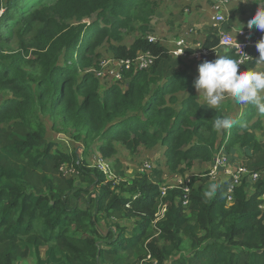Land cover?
<instances>
[{
    "label": "trees",
    "instance_id": "1",
    "mask_svg": "<svg viewBox=\"0 0 264 264\" xmlns=\"http://www.w3.org/2000/svg\"><path fill=\"white\" fill-rule=\"evenodd\" d=\"M27 2L0 0V93L13 94L0 105V125L6 123L0 126V264L29 257L33 264H134L148 255L157 264H264V175L252 194L246 181L234 187L231 203V180L211 192L192 181L184 206L181 187H169L162 195L163 170L138 175L130 185H115L86 163V150H60L33 117L39 104L56 119L85 131L87 145L100 138L104 159L117 153L114 142L128 149L163 145L167 165L176 171L182 163L212 162L224 149L227 157L243 155L249 171L264 174V134L256 132L263 129V119L254 120V105L238 117L208 108L199 102L193 87L197 77L188 73L182 58L146 36L130 46L122 43L121 30L135 19L142 22L141 32L152 30V0H49L31 10ZM94 14V22H84ZM234 19L223 23L226 31ZM13 22L21 36H30V43L9 54L4 49L9 37L2 29ZM219 39L218 31L211 30L204 46L213 48ZM104 42L110 43L115 58L134 59L140 51H150L155 61L148 70L128 72L125 89L112 83L101 91L100 79L88 68L95 66ZM251 53L249 67H254L259 53L256 48ZM224 55L237 59L233 50ZM205 60L211 61L202 57L200 64ZM185 91L188 96L177 111L174 104ZM223 117L232 119L233 127L216 130L214 119ZM116 167L120 174L119 160ZM65 168L73 169L79 181L68 177ZM117 188H125L129 197ZM164 204L166 212L156 221ZM103 215L140 219L130 235L125 230L104 235L97 228ZM186 240L190 254L183 252Z\"/></svg>",
    "mask_w": 264,
    "mask_h": 264
},
{
    "label": "rangeland",
    "instance_id": "2",
    "mask_svg": "<svg viewBox=\"0 0 264 264\" xmlns=\"http://www.w3.org/2000/svg\"><path fill=\"white\" fill-rule=\"evenodd\" d=\"M54 1V0H50ZM153 1V7H154V14L151 18V22L154 24H151L152 30L148 31L147 33H143L140 31V20H133L130 24V28L122 29V43L130 46L136 39L147 36L148 33H157L159 34L160 31H163V25L169 21V18L165 15V8L166 5L164 3V0H152ZM185 1L188 3L187 5H197L202 4V0H194L196 3L192 2V0H181V2ZM46 3H49V0H28V2L25 4L28 7V10H31L34 6L38 5H44ZM169 4V3H168ZM179 4V3H178ZM182 7L183 12L185 8ZM260 5L264 7V0H240L237 3H234L230 6L231 10L227 17H236V26L238 29L240 28H248L247 22L256 14L257 10L260 8ZM168 6V5H167ZM201 8L202 5H199ZM176 8V7H175ZM176 12V15H178V23L180 24V30H175L176 32L172 33V38H177L181 36H185L184 34H188V32H193V37H201L198 34L203 30V27H199L198 24H195L191 26V24L187 21L188 19L189 11H185L186 18L181 14L180 7ZM175 10V9H174ZM4 12V7H0V17L2 16ZM97 19L96 14H94L90 18H86L84 22L92 23ZM110 20L113 21L114 17L110 16ZM235 21V19H234ZM75 22V21H73ZM192 22V21H190ZM169 24V23H168ZM235 24V23H234ZM153 25V26H152ZM171 26V25H170ZM172 27V26H171ZM165 28V27H164ZM184 29V30H183ZM193 30V31H192ZM204 31V30H203ZM22 32V31H21ZM20 27L13 22L9 27H4L2 29V33L9 37V40H7L6 43H4V49L7 53L12 54L20 51V49L23 46H26L30 43V36L24 35L21 36ZM170 34V33H169ZM167 34V35H169ZM31 35V34H30ZM191 35V34H189ZM115 44H119L120 42H115ZM100 53V57H97L95 59V66H92L90 69H99L101 67V62H105L107 59H112L115 57L113 55V52L110 49V43L104 42L101 46H99L98 50ZM60 63H64V59L61 58ZM112 68L111 65L107 66L106 68ZM81 71L78 76H80ZM126 74L124 75L123 80L117 81V80H111L112 78H109L107 81H100L101 82V91L106 89L109 84L112 83H118L123 89L126 88L127 85H129L128 79H125ZM183 93V92H182ZM180 93V95L182 94ZM201 99H202V95ZM9 97H13V94L9 91L0 93V105L1 103L6 100ZM230 97H225V99L222 101L221 105L223 110L229 114L234 115L241 111H246L247 108L251 104H246L243 106V104H233L231 101H229ZM202 102H205L202 99ZM255 107V106H254ZM256 109V108H255ZM33 117L36 121L42 123L46 129V138L49 141H54L58 144V148L65 152H72V151H79V153H83L85 150V154H83V159L86 161V163L93 167H99V161L101 159H104L102 157V154L99 150V146L102 143V140L100 138H97L96 140L92 141L88 145L83 140V137L85 135V131H79L78 129L67 125L65 122H63L61 119H56L54 116H51L50 112H45L41 109L40 105H36L34 107L33 111ZM258 117H262L263 119V129H257L256 132L259 136L262 137L264 134V115L260 114L258 110L256 109V116L254 120H256ZM253 120V121H254ZM5 124H1L0 126H5ZM78 135V137H77ZM115 149L117 150V153L108 158L104 159L106 162L110 163L112 166V172L113 175L109 176L108 178L111 180H114V184L117 185L121 182H125L127 185L132 184L135 177L138 175H145V174H152L154 170L161 169L163 170V179H162V185L163 187H172V188H178L181 186H186L192 181H195L196 187H202L205 191H213L218 187V185L222 182H225L226 180H231L228 176H226V168L219 170V173L217 175H210V171L215 164V159L212 162H205L201 160H196L192 163L191 166H189L187 163H182V165L179 167L180 170L172 171L169 166L167 165V158L165 156V147L163 145H158L153 148H149L145 145H139L135 147L134 149H128L124 144L120 142H114ZM117 160H119L120 168H118L120 174H116V163ZM149 163L150 167L145 168V164ZM228 170H235L238 167H246L244 157L243 155H240L238 152H236L232 157H228V163L226 164ZM99 169V168H98ZM64 173L68 177H72L75 179V181H79L78 174L70 168H65ZM243 181H246L249 184L248 192L249 194L254 193L255 191V182L252 181L248 176L243 177ZM81 187H87V183L80 182L79 184ZM127 187V186H125ZM91 190V192L94 191L93 188H88ZM117 192H119L124 197H129V192L124 189L117 188ZM75 201V204L79 205L82 204V201L78 200ZM159 211V210H158ZM158 215V212L157 214ZM140 217H132V218H123V219H116L114 217H106L103 215L101 219L98 221L97 228L102 232L104 235H106L109 231H113L116 234L119 231L125 230V233L130 235L134 228L137 226L138 220ZM162 219V218H161ZM156 221H158L156 219ZM155 223V222H154ZM47 247L41 248V255L45 257V251ZM183 252L186 254L191 253V243L189 240H186L183 245ZM15 264H33V258L29 257L27 260L24 261H17ZM134 264H157L156 261L152 259H138Z\"/></svg>",
    "mask_w": 264,
    "mask_h": 264
},
{
    "label": "built area",
    "instance_id": "3",
    "mask_svg": "<svg viewBox=\"0 0 264 264\" xmlns=\"http://www.w3.org/2000/svg\"><path fill=\"white\" fill-rule=\"evenodd\" d=\"M170 1V0H166ZM210 4V7L213 11V24L214 27L221 30V26L225 21L229 19L227 15L229 14L231 8L230 6L234 3L239 2L240 0H204ZM264 35L256 32L255 29L249 28H240L235 29L234 31H221L219 44L217 47L209 49L203 47L202 44L198 43V51L197 56H209L219 54L222 51H231L233 50L237 55L236 61L241 65L240 70L245 71L248 69L249 63L254 60L253 54L251 50L256 48V43L262 38ZM146 38L152 43H159V38L154 34H149ZM187 43L184 39H178L176 41V48L169 51L172 55L179 57L185 55V48ZM155 55L148 52L140 51L134 59H119L113 57L112 59H107L105 62H101V67L99 69H90L99 79L100 81H107L109 78L111 80L121 81L124 78V75L128 72L134 70L135 72L139 70H148L155 61ZM111 65L112 68H106ZM125 79H129L125 76ZM228 157L224 154V149H221L216 156L215 164L213 165L210 175H217L219 170L225 169L226 176H228L232 183L229 187V203L233 201L232 193L234 187L241 185L243 182V177L248 176L252 181H258L264 174L260 172H252L249 171L246 167H238L235 170H228L227 164ZM112 166L110 163L106 162L104 159L99 161V169L103 171L107 177L113 175ZM145 168H149L150 164L146 163ZM190 184V183H189ZM189 184L186 186H181L183 191V205L187 206L189 203V194L190 187ZM167 188H162V195L166 194ZM172 188V187H171ZM166 212V205L160 206L158 215H156V219L160 220L164 213ZM147 259H151V255H148Z\"/></svg>",
    "mask_w": 264,
    "mask_h": 264
},
{
    "label": "clouds",
    "instance_id": "4",
    "mask_svg": "<svg viewBox=\"0 0 264 264\" xmlns=\"http://www.w3.org/2000/svg\"><path fill=\"white\" fill-rule=\"evenodd\" d=\"M264 32V7L260 5L256 14L247 22V27ZM259 53L257 63H264V37L256 43ZM218 55V54H217ZM240 64L227 55H218L215 60H205L198 66V77L193 81V87L202 95L208 108H218L229 95L238 104H252L258 112L264 115V72L240 70ZM234 121L228 117L215 118L213 127L216 130H228Z\"/></svg>",
    "mask_w": 264,
    "mask_h": 264
},
{
    "label": "crops",
    "instance_id": "5",
    "mask_svg": "<svg viewBox=\"0 0 264 264\" xmlns=\"http://www.w3.org/2000/svg\"><path fill=\"white\" fill-rule=\"evenodd\" d=\"M189 1V0H188ZM191 2V1H189ZM192 2L196 3V1L192 0ZM202 4H197V5H191V7H189L190 5H187L188 3H186L185 1L181 2V0H170V1H166L164 0V3L166 5L165 8V15L167 16V18H169V21H167L164 25H163V31H160L159 34L157 33H148L149 34H154L155 36H157L159 38V43L164 45L165 47H167L169 49V51H171L172 49L176 48V41L178 40L177 38H172L170 37V35L172 36L173 32H176L175 30H180V24L178 23L179 19H178V15H176V12L180 7V12L182 11V7L186 6L185 10L183 12H181V14L186 18V14L185 11H189L188 13V19L187 20L191 26L192 24H198L199 27H203V30L198 34L201 37H193V32H188V34H184L185 36H181L179 37V39H184L187 43V46L185 48V55L179 56L180 58L183 59V61L186 63V65L188 66V73L198 77L199 73H198V66L200 65V60L202 59V57H206L209 58L210 60H215L218 58V55H224L225 53H227V51H220L219 54L217 56H215L214 54L209 55V56H197V51H198V43L202 44L203 47L205 44V41L209 35V32L211 30L214 31H218V36L220 37V32L221 31H226L224 29V26H221V30L217 29L214 27L213 24V20H212V16H213V11L210 7V4L204 0H202ZM169 3V4H168ZM179 3V4H178ZM168 5V6H167ZM199 5H202V7L200 8ZM176 7V8H175ZM175 9V10H174ZM187 19V18H186ZM192 21V22H190ZM169 23V24H168ZM235 23V24H234ZM151 24H154L151 22ZM172 27H171V26ZM153 26V25H152ZM165 27V28H164ZM235 29H238L236 26V17H235V21L233 22L232 26L230 27V30L228 31H234ZM252 29L256 30V27L253 26ZM184 30V29H183ZM193 31V30H192ZM170 33V34H169ZM169 34V35H167ZM191 34V35H189ZM218 46V45H217ZM215 46V47H217ZM213 47V48H215ZM212 49V48H209ZM247 70H253V71H260V72H264V63H257L254 67H249ZM130 80V79H128ZM128 86V85H127ZM182 93V92H181ZM198 94V92H197ZM262 96H264V92L261 93ZM188 96V92H183L181 95L179 94V101L174 104V107L177 111H179L181 109V103L182 100ZM199 97V102L206 104L205 102H202L201 96L198 95ZM225 97H230L229 95L225 94ZM229 101H231L233 104H235L236 102L234 101V99L232 97H230ZM238 104V103H237ZM207 105V104H206ZM242 105V104H241ZM246 104H243V106H245ZM219 109H221L223 111V113L226 116L229 117H238L240 115L243 114L244 111H241L237 114L234 115H229L227 114L222 106L218 107Z\"/></svg>",
    "mask_w": 264,
    "mask_h": 264
}]
</instances>
